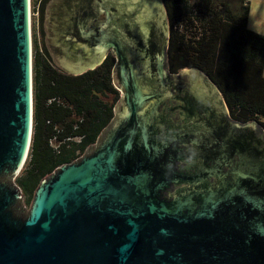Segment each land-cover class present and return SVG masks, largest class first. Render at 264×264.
<instances>
[{"label":"water","instance_id":"water-1","mask_svg":"<svg viewBox=\"0 0 264 264\" xmlns=\"http://www.w3.org/2000/svg\"><path fill=\"white\" fill-rule=\"evenodd\" d=\"M121 1L128 11L119 18L108 11L110 0L45 5L44 41L54 64L77 75L113 49L121 93L95 144L43 177L25 210L12 180L26 157L32 124L28 0H0V264H264V152L244 150L237 160L230 158L226 170L235 178L225 188L199 184L212 170L222 175L218 168L202 166L182 178L175 169L182 158L177 150L190 132L157 134L153 109L144 114L147 104L168 102L171 88L150 93L142 83L143 63L128 62L116 46L121 17L142 23L137 27L143 39L151 34L150 24L164 38L162 79L168 69L162 0ZM170 76L202 102L212 87L224 109L220 91L200 70L184 68ZM200 137L199 130L193 132L189 142L198 144ZM180 181L190 185L174 193Z\"/></svg>","mask_w":264,"mask_h":264},{"label":"trees","instance_id":"trees-1","mask_svg":"<svg viewBox=\"0 0 264 264\" xmlns=\"http://www.w3.org/2000/svg\"><path fill=\"white\" fill-rule=\"evenodd\" d=\"M39 1L42 11L45 0ZM216 2L162 0L168 67L172 72L200 70L218 88L232 118L264 124V35L248 28L247 2L239 0L234 11L228 3ZM41 36V41L33 38L31 50L32 124L26 165L15 177L31 198L43 177L95 143L119 98L111 55L92 69L68 74L54 64L46 35Z\"/></svg>","mask_w":264,"mask_h":264},{"label":"flooded vegetation","instance_id":"flooded-vegetation-1","mask_svg":"<svg viewBox=\"0 0 264 264\" xmlns=\"http://www.w3.org/2000/svg\"><path fill=\"white\" fill-rule=\"evenodd\" d=\"M131 4L133 3L131 2ZM124 5H126L125 2L121 0H110L108 11L115 17L118 15L119 18L124 13L126 15L128 11ZM117 7L119 9L122 8L120 11H117ZM120 20L122 25L121 34L119 33L120 35L118 34L117 37L120 41L116 46L119 44L121 46L117 47V52L128 62H135V64L143 63L144 68L140 70L142 83L145 84V87L149 89L150 93H154L155 89L160 90L163 86H167L169 90L171 88L172 91V96L168 99V102L157 101L155 104H147L144 108L145 115H148L151 109L156 114L153 117V131L160 134L161 132L169 133L179 129H188L190 132L184 134V139L188 142L182 144L180 147L178 146L179 149L177 151L182 158L176 160L175 169L178 172L180 171L182 178L186 180L190 177V174H195L197 171H200L202 166L216 170L218 168L219 173H223L222 175H218L215 170H212L211 175L208 176L207 174V177L201 179L199 184L204 188L214 189L225 188L227 184H232L235 176H232L229 174V170L228 172L226 170L229 166L230 158L231 161L233 159L234 161L237 160V154L241 152L244 154V150L252 151V153L264 152L263 122L257 119L239 121L232 118L223 100L221 104H223L225 111L223 107L217 106L215 96L213 97L212 94V90H214L212 87L209 88L210 98H208V101H199L192 93L187 92L185 90L186 88H182L179 84H174L175 79L170 75L176 74V72L170 71L168 64L167 73L160 79L158 76V61L160 59V51L164 46V38L155 35L156 33L149 24L147 28L152 30L151 34L149 37L145 36L143 39V33L140 31L141 28L137 27L138 24L141 25L142 23L131 24L130 22H126L123 17ZM131 32L136 35H132ZM139 52L143 53V57L142 55H138ZM106 55H111L114 60L112 67L113 70L115 69L114 72L112 70L114 84L117 59L113 49H109ZM140 65L138 66L139 69ZM114 85L115 87L117 86L116 89L121 93V85L119 83L117 84V82ZM181 92L187 93L180 95ZM158 96H160V93ZM195 115L200 119L197 120ZM169 117L177 119V121L172 122L173 120L170 121ZM237 122L243 124L249 122V126H252L251 130L249 126H241ZM198 130L202 134V137L197 141L198 144L189 142L190 137L193 136V132ZM188 185L190 183L186 181H180L174 184V193ZM163 195L166 196L165 193ZM171 195L169 193L167 197Z\"/></svg>","mask_w":264,"mask_h":264},{"label":"rangeland","instance_id":"rangeland-1","mask_svg":"<svg viewBox=\"0 0 264 264\" xmlns=\"http://www.w3.org/2000/svg\"><path fill=\"white\" fill-rule=\"evenodd\" d=\"M48 1L49 0H45L43 7H42V11H40V4L41 3L39 0H35V2L33 0H28V17H29V33H30L31 50H32L33 38L35 37L37 41H41V39H42L41 35L43 33L45 34V32L43 30V20H44V13H45V5H47ZM219 1H221V0H219ZM222 1L228 3L230 8L233 11L237 8V6L239 4V0H222ZM243 1L247 2L248 6H249L248 17H247L248 28H250L251 30L257 31L258 33L264 34V0H243ZM187 2H188V4H191L193 2V0H187ZM160 3H161V1H160ZM216 3H219L218 0ZM161 5L163 7V4H161ZM163 11L165 14L164 7H163ZM165 19H166V25H167L166 14H165ZM41 29H42V31H41ZM166 36H167V34H166ZM263 76H264V66H263ZM219 95H220V93H219ZM220 97H221V95H220ZM119 98H120V92H119ZM119 98H118V100H119ZM221 100H222V98H221ZM116 102H115V104H116ZM113 117H114V114H113L112 118ZM81 156L82 155H80L78 158H80ZM25 165L26 164L24 162L15 177H17L18 175H20L22 173ZM15 177L13 178L14 181L13 180L12 181H13V183L16 184ZM20 195H21V205L24 207L25 210H28L32 198L30 196H28L26 193H24L22 189L20 191Z\"/></svg>","mask_w":264,"mask_h":264},{"label":"crops","instance_id":"crops-1","mask_svg":"<svg viewBox=\"0 0 264 264\" xmlns=\"http://www.w3.org/2000/svg\"><path fill=\"white\" fill-rule=\"evenodd\" d=\"M255 31V30H254ZM257 32V31H256ZM261 34V33H260ZM262 35H264L263 33H262Z\"/></svg>","mask_w":264,"mask_h":264}]
</instances>
